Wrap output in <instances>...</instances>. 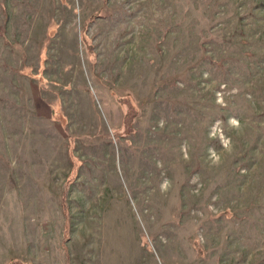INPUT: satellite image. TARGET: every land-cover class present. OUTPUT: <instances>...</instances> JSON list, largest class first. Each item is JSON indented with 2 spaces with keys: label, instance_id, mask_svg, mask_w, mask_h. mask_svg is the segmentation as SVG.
Here are the masks:
<instances>
[{
  "label": "rangeland",
  "instance_id": "374dc122",
  "mask_svg": "<svg viewBox=\"0 0 264 264\" xmlns=\"http://www.w3.org/2000/svg\"><path fill=\"white\" fill-rule=\"evenodd\" d=\"M11 258L264 264V0H0Z\"/></svg>",
  "mask_w": 264,
  "mask_h": 264
},
{
  "label": "trees",
  "instance_id": "16d2710c",
  "mask_svg": "<svg viewBox=\"0 0 264 264\" xmlns=\"http://www.w3.org/2000/svg\"><path fill=\"white\" fill-rule=\"evenodd\" d=\"M125 118H126V124L130 123V118H131L130 113H129V114L127 113V114L125 115ZM128 125H129V124H128ZM129 132H130V130L127 129V130H126V133H129ZM5 264H23V262L21 263V262H19L18 260H15V259L11 258V259H9Z\"/></svg>",
  "mask_w": 264,
  "mask_h": 264
}]
</instances>
